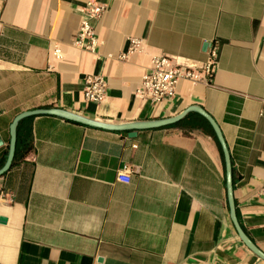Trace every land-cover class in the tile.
Listing matches in <instances>:
<instances>
[{"label":"crops","instance_id":"obj_1","mask_svg":"<svg viewBox=\"0 0 264 264\" xmlns=\"http://www.w3.org/2000/svg\"><path fill=\"white\" fill-rule=\"evenodd\" d=\"M89 1L106 7L92 21L95 52L75 45ZM130 38L139 47L122 59ZM214 40L210 84L181 80L158 104L137 95L152 57L204 74ZM89 74L107 83L101 102L84 99ZM192 105L221 128L238 220L264 252V0H0V163L24 111L120 124ZM192 113L135 136L52 114L21 120L32 149L0 176V264H264L231 222L221 145Z\"/></svg>","mask_w":264,"mask_h":264},{"label":"built area","instance_id":"obj_2","mask_svg":"<svg viewBox=\"0 0 264 264\" xmlns=\"http://www.w3.org/2000/svg\"><path fill=\"white\" fill-rule=\"evenodd\" d=\"M105 6L93 1H89L85 6L86 17L82 19L79 25L75 45L89 52H95L97 46L96 30L93 20H97L105 11ZM127 51L120 56L126 59L127 55L138 49L140 41L136 38L129 39ZM217 42L214 40L207 46V59L202 65L204 74L194 70L195 64L183 63L185 69L181 67V62L174 58L161 55L154 56L149 67L142 76V81L137 89V95L150 100L152 104H158L165 98L172 96L176 92L179 81L204 82L210 84L213 75L214 66L217 61ZM58 50H56L57 52ZM107 83L102 74H89L84 79L83 94L87 102H101L105 96ZM131 169L124 165L118 172L120 182H128ZM264 191V183L262 186Z\"/></svg>","mask_w":264,"mask_h":264},{"label":"water","instance_id":"obj_3","mask_svg":"<svg viewBox=\"0 0 264 264\" xmlns=\"http://www.w3.org/2000/svg\"><path fill=\"white\" fill-rule=\"evenodd\" d=\"M204 47H207V43L204 44ZM190 112H196L199 115H201L211 126V129L213 130L215 137L219 143L220 148L222 150L223 158H224V165H225V184H226V196H227V202H228V208H229V215L231 222L241 240L248 249H250L255 255H257L260 259L264 261V252L260 250L254 242L248 237V235L243 230L237 214L236 213V206L234 202L233 196V174H232V163L230 158V153L228 150V145H226V142L223 138L221 128H219L218 124L215 122V120L200 106L192 105L186 108L184 111L179 113L176 116L165 118V119H157V120H147V121H134V122H128V123H120V124H112L107 122H102L98 120H94L85 116H82L80 114H76L74 112H70L63 109L58 108H50V109H36V110H29L24 111L19 114H17L12 122L9 124V145H8V153L6 160L4 164L0 167V176L9 171V169L12 166V162L15 156V150H16V141H17V127L21 120H23L26 117H30L37 114H52L56 116H60L62 118L72 120L75 122H79L88 126H94L96 128L106 129V130H113V131H128V136H135L136 131L139 129H147V128H155V127H161V126H167L170 124H174L182 120L188 113ZM2 143L0 138V144ZM6 221L5 218L0 217V222Z\"/></svg>","mask_w":264,"mask_h":264},{"label":"trees","instance_id":"obj_4","mask_svg":"<svg viewBox=\"0 0 264 264\" xmlns=\"http://www.w3.org/2000/svg\"><path fill=\"white\" fill-rule=\"evenodd\" d=\"M188 116H194L197 124L201 125L217 141L215 134H214L213 130L211 129V126L201 115H199L197 113H192V114H189ZM22 123H19L18 128H17L16 150H15V156H14V159L12 162V166L17 164V162L23 160L26 157L27 153L32 149V141H31L30 132H25V133L21 134L20 128H21ZM176 124H180V122H177ZM197 124H195V125H197ZM2 164L3 163L1 162L0 166Z\"/></svg>","mask_w":264,"mask_h":264}]
</instances>
